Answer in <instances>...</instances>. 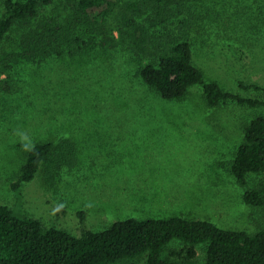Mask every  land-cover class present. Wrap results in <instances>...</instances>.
<instances>
[{
	"label": "rangeland",
	"instance_id": "rangeland-1",
	"mask_svg": "<svg viewBox=\"0 0 264 264\" xmlns=\"http://www.w3.org/2000/svg\"><path fill=\"white\" fill-rule=\"evenodd\" d=\"M72 2L53 0L39 19L68 16ZM151 32L154 51L186 37L208 80L264 98L262 89L241 84L264 86V0H185L181 14ZM13 47L7 38L0 52ZM150 61L122 46H86L40 62H10L0 75V203L75 235L131 216L175 214L264 229V206L244 199L264 172L250 174L244 187L230 167L245 123L264 107L232 100L211 107L201 85L182 99L163 98L139 73ZM48 141L63 147V156L70 146L73 163H44L21 192L15 189L31 148ZM176 243L177 250L185 246ZM196 249L204 262L202 245ZM113 264H146V254Z\"/></svg>",
	"mask_w": 264,
	"mask_h": 264
},
{
	"label": "trees",
	"instance_id": "trees-1",
	"mask_svg": "<svg viewBox=\"0 0 264 264\" xmlns=\"http://www.w3.org/2000/svg\"><path fill=\"white\" fill-rule=\"evenodd\" d=\"M52 1L2 0L5 12L0 16V43L10 38L14 47L0 52V75L10 62L11 66L40 62L74 47L122 46L150 56L151 61L139 73L163 98L182 99L191 88L201 85L211 107L230 100L264 107V98L244 96L208 80L195 62L190 39L173 38L154 51L151 27L181 14L185 0H73V12L68 16L39 19L41 8ZM142 17L149 22L144 23ZM79 27L84 32L77 31ZM241 84L264 91L258 84ZM243 132L244 139L230 167L237 182L247 187L250 174L264 172V114L246 122ZM70 149L66 150L72 156H63V147H56L52 141L36 143L13 187L21 192L44 163L48 168L60 167L64 161L72 164ZM244 199L264 206V179L246 189ZM176 242L185 246L177 250ZM198 245L204 249V262L197 257ZM142 254H146V264H264V229L251 233L175 214L131 216L116 220L104 230L87 229L75 235L0 203V264H113Z\"/></svg>",
	"mask_w": 264,
	"mask_h": 264
}]
</instances>
